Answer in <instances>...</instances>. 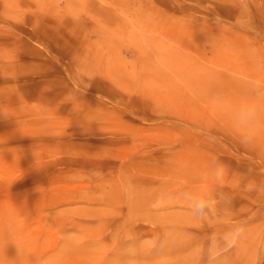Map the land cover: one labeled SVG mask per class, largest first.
Instances as JSON below:
<instances>
[{"label": "rangeland", "instance_id": "374dc122", "mask_svg": "<svg viewBox=\"0 0 264 264\" xmlns=\"http://www.w3.org/2000/svg\"><path fill=\"white\" fill-rule=\"evenodd\" d=\"M173 263L264 264V0H0V264Z\"/></svg>", "mask_w": 264, "mask_h": 264}, {"label": "bare ground", "instance_id": "6f19581e", "mask_svg": "<svg viewBox=\"0 0 264 264\" xmlns=\"http://www.w3.org/2000/svg\"><path fill=\"white\" fill-rule=\"evenodd\" d=\"M164 163V162H163ZM134 164V163H133ZM133 167V166H132ZM143 175V174H142ZM159 181V180H158ZM161 183H163V184H165L164 182H161ZM162 184V185H163ZM130 186H132V185H130ZM133 187V186H132ZM164 187H167V186H165L164 185ZM126 189V188H125ZM133 189V188H132ZM161 189V188H160ZM128 190H129V188H128ZM144 190H145V188H144ZM164 190V189H163ZM125 191V190H124ZM127 191V190H126ZM130 191H132V190H130ZM158 191V190H157ZM190 191H192L193 192V190L192 189H187V193H188V195H189V197L192 195V193L190 192ZM225 191V190H224ZM224 191H222V192H220V195H226V193L224 192ZM128 192V191H127ZM142 192V191H141ZM147 192V190L145 191V193ZM152 193H153V191H151ZM132 193V192H131ZM127 194V193H126ZM138 194V193H137ZM205 194V193H204ZM203 194V195H204ZM142 195H143V193H142ZM178 195V194H177ZM208 195V194H207ZM202 197V196H201ZM208 197V196H207ZM207 197H206V199H207ZM210 197V196H209ZM225 197V196H224ZM128 198V200H127V204H128V209H129V211H128V215H131L132 214V217L133 216H135L136 214H137V216L138 215H140V217H142V218H145V221L144 222H147V223H152V224H155V220H156V218H157V216L155 217L154 215L153 216H151L150 214L148 215V214H146V215H142V214H140V212L142 211V210H144V207H143V201H141V200H139V198L138 197H134V195L133 196H129V197H127ZM222 199H223V197H221ZM179 199V198H178ZM204 198H202V200H203ZM209 200V199H208ZM199 201V204H200V200H198ZM226 201V200H225ZM142 202V203H141ZM197 203V202H196ZM225 203V202H224ZM227 203V202H226ZM198 204V205H199ZM213 205V204H212ZM217 206V205H216ZM215 206V207H216ZM226 207V206H225ZM225 207L223 206V207H219V210L221 211V213H224L225 212ZM126 208V207H125ZM214 208V207H213ZM217 208V207H216ZM218 209V208H217ZM149 210V209H148ZM228 210V209H227ZM145 212V211H144ZM155 212V211H154ZM158 212V211H157ZM115 213V212H114ZM136 213V214H135ZM145 214V213H144ZM127 216V215H126ZM121 217V216H120ZM128 218H129V220H128V222L130 221V220H132V217H129V216H127ZM139 217V218H140ZM222 217V216H221ZM127 218V219H128ZM136 218V217H135ZM141 218V219H142ZM223 219V221H225L226 220V218L225 217H222ZM196 220V219H195ZM198 221V220H197ZM199 222V221H198ZM157 223V222H156ZM222 223V222H221ZM193 224H194V222H193ZM181 225V224H180ZM191 225V224H190ZM220 225V224H219ZM218 225V226H219ZM216 226V225H215ZM217 226V227H218ZM192 227H193V225H192ZM195 227H197L196 225H195ZM195 227L193 228V229H195ZM223 228V231L225 232L227 229H229L228 227H226L224 224H223V226H222ZM172 228H174L173 226H172ZM180 228V227H179ZM186 228V227H185ZM219 228V227H218ZM197 229V228H196ZM215 229V228H214ZM165 230V229H164ZM181 230V229H180ZM197 230H199V228L197 229ZM201 230V229H200ZM127 231V230H126ZM125 231V232H126ZM129 231V230H128ZM127 231V232H128ZM196 231V230H195ZM202 231V230H201ZM219 231V230H218ZM137 232V230H132V233L134 234V233H136ZM139 232V231H138ZM161 232V231H160ZM165 232H166V230H165ZM123 233H124V231H123ZM131 233V232H130ZM156 233V232H155ZM174 233V232H173ZM179 233V232H178ZM157 234V233H156ZM225 234H227L226 232H225ZM224 234V235H225ZM125 235V234H124ZM123 235V236H124ZM130 235V234H129ZM139 235V234H138ZM161 235V234H160ZM164 235V234H163ZM162 235V236H163ZM184 235H186V234H184ZM127 236V235H126ZM135 236V235H134ZM133 236V237H134ZM166 236V235H165ZM226 236V235H225ZM164 238V237H163ZM181 239V238H180ZM172 240V239H171ZM135 241V240H134ZM164 242H166L165 240H164ZM186 242V241H185ZM135 243V242H134ZM195 243V242H194ZM161 244H162V242H161ZM177 244V243H176ZM197 244H199V243H197ZM212 245V244H211ZM213 245H215V244H213ZM212 245V246H213ZM169 246H170V244H169ZM128 247V246H127ZM163 247V246H162ZM167 247V246H166ZM166 247H164V250H165V248ZM192 247V246H191ZM218 248V247H217ZM161 249V248H160ZM159 249V250H160ZM200 249V248H199ZM166 251V250H165ZM130 252V251H129ZM212 252H213V250H212ZM146 254V253H145ZM7 258V257H6ZM135 259V258H134ZM40 260V259H39ZM174 264V263H173ZM177 264V263H176Z\"/></svg>", "mask_w": 264, "mask_h": 264}]
</instances>
